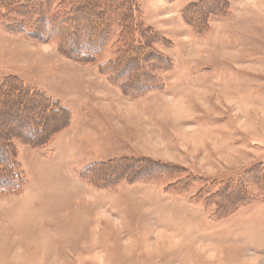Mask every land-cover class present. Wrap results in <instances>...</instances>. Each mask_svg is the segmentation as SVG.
Segmentation results:
<instances>
[{
	"label": "rangeland",
	"instance_id": "rangeland-1",
	"mask_svg": "<svg viewBox=\"0 0 264 264\" xmlns=\"http://www.w3.org/2000/svg\"><path fill=\"white\" fill-rule=\"evenodd\" d=\"M27 1L0 0L15 25L0 20V84L17 77L73 121L45 148L16 142L25 183L0 195V264H264V0L213 3L196 32L180 13L198 0H141L167 63L147 62L165 85L137 96L55 42L27 38ZM38 1L51 17L69 8ZM119 34L103 62L116 58ZM3 100L0 113L25 104L44 117V137L67 125L45 97ZM120 158L139 162L84 171Z\"/></svg>",
	"mask_w": 264,
	"mask_h": 264
},
{
	"label": "trees",
	"instance_id": "trees-1",
	"mask_svg": "<svg viewBox=\"0 0 264 264\" xmlns=\"http://www.w3.org/2000/svg\"><path fill=\"white\" fill-rule=\"evenodd\" d=\"M62 1L63 3L60 8L64 7L65 9L69 6L68 10L66 12L55 13L51 17L49 14L42 12L40 1L28 0L25 4L28 8H24L27 19L20 22L24 24L22 26L20 24L24 35L27 38H39L46 42H55L54 44L61 57H64V54L61 52L64 49L66 55L72 61L91 64V66L97 67L99 75L103 78L105 76L106 80H109V83L113 80L126 85L129 89L128 96L129 94L137 96V94L163 88L165 84H162L160 78L154 73L151 75V72L146 70L147 62H153L154 67L157 64L162 67L161 63L166 62V60L153 49V45L155 46L158 43L159 33L144 19L141 0H71L69 5L68 2L66 3L67 0ZM213 3L217 8L221 6V9H224L222 0H198L190 3L183 9L180 13L181 20L191 30L196 32L198 28L195 25L205 19V11H211V8L215 7ZM3 9L2 5H0V11ZM3 17L4 15L1 13L0 20L2 24L9 30H12L15 25L12 23L8 24L6 18ZM39 23H41L43 31L38 26ZM17 27L19 28V26ZM114 27L121 28V35L119 34L121 46L118 47L119 51L116 58L103 62L102 58L108 49L109 43H111ZM210 32L211 27L208 21L206 23V33L210 34ZM149 43L152 47H150ZM116 44H118V40H116ZM141 55H143V58L140 57ZM133 64H135L132 67L134 70L129 73L131 69L129 66ZM9 80L0 84V104L4 103L3 98L6 93L12 96L25 94V96L35 97L37 100H39L40 96L41 98L45 97L47 104L59 105V110H54L55 117H62L63 121H65L68 116V121L66 127L52 133L49 137H44V133L47 131L45 118H35L32 113H29L30 110L25 104H23L24 107L21 109L16 110L14 108L9 110L7 114L1 112L3 115L0 113V195L17 194L24 187L25 178L23 172H19L21 164L17 159L16 142L21 140L23 143L31 144L32 141V144L36 142L34 146L40 145L37 147L45 148L52 143L61 131L71 127L73 121V112L70 108L59 103L44 91L28 87L24 81L17 77H13L12 81ZM131 82L135 83L132 87L131 85L129 86ZM14 83L20 86L21 91L13 87ZM40 104L45 109L47 108L49 113L52 111L49 110L47 104H42V102L37 103V105ZM2 107L0 106L1 109L7 108ZM64 111L68 114L64 113ZM3 117L5 120H3ZM5 127L11 128L13 133L10 136L9 131ZM124 161L130 164L134 161L139 162L138 159L120 158L113 163L108 161L91 164L84 171L90 172L91 169L94 170L98 167L108 168ZM261 164L264 166L263 163ZM86 174H82V177L90 183L89 177ZM237 182L235 180L232 184L220 185L209 198L212 199L220 195L228 186H238Z\"/></svg>",
	"mask_w": 264,
	"mask_h": 264
}]
</instances>
